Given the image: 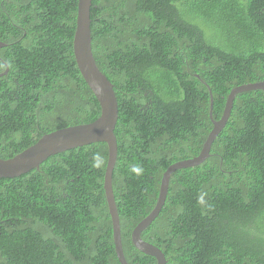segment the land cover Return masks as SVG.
<instances>
[{
  "label": "trees",
  "instance_id": "1",
  "mask_svg": "<svg viewBox=\"0 0 264 264\" xmlns=\"http://www.w3.org/2000/svg\"><path fill=\"white\" fill-rule=\"evenodd\" d=\"M77 1L0 0L2 160L99 116L72 51ZM89 17L92 56L117 101L112 191L124 258L157 264L131 233L166 169L198 156L230 91L264 81V0H92ZM106 162L107 145L94 143L1 178L0 264H119ZM140 237L165 264H264L262 91L236 94L209 157L172 173Z\"/></svg>",
  "mask_w": 264,
  "mask_h": 264
},
{
  "label": "water",
  "instance_id": "2",
  "mask_svg": "<svg viewBox=\"0 0 264 264\" xmlns=\"http://www.w3.org/2000/svg\"><path fill=\"white\" fill-rule=\"evenodd\" d=\"M92 0H78L75 21V32L72 40V51L77 69L84 82L96 98L100 113L96 120L89 124L70 126L44 135L33 146L17 154L11 159H0V179L15 178L38 169L49 157L94 143L107 145V162L103 176V190L111 220L112 241L114 252L119 264H128L124 258L118 213L112 191V172L115 165L117 145L114 129L117 122V101L113 86L99 71L91 52L90 17L89 11ZM5 45L0 44V47ZM7 74V68L0 77ZM196 77H198L196 75ZM262 91L264 93V81L246 84L233 88L227 96L224 110L218 121H213L210 131L198 156L181 161L169 166L160 180L159 193L155 207L132 231V245L139 252L154 257L157 264H165L164 255L153 245L143 241L141 232L147 228L160 213L168 190V184L173 172L200 165L209 157L212 141L227 122L236 94L248 91ZM210 96L209 115L212 118V95Z\"/></svg>",
  "mask_w": 264,
  "mask_h": 264
}]
</instances>
